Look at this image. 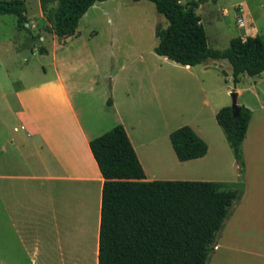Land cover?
Returning a JSON list of instances; mask_svg holds the SVG:
<instances>
[{"label":"crops","instance_id":"crops-1","mask_svg":"<svg viewBox=\"0 0 264 264\" xmlns=\"http://www.w3.org/2000/svg\"><path fill=\"white\" fill-rule=\"evenodd\" d=\"M104 1L94 2L88 9ZM236 4L242 6L245 22L250 13L248 0ZM87 10L78 20V28L81 20L88 22ZM79 35L78 29V35L66 38L62 46H56L54 39L50 49L44 45V54H50L48 76L41 66L42 72L30 80L21 77L22 69L20 77L11 79L0 62V264H47L55 258L61 264L69 256V250L61 247L62 231L66 240L72 235L78 243L79 232L80 239H85L86 226L93 228L97 253L103 179L88 141L112 126L121 124L124 128L145 180H204L198 167L211 149L224 147L215 125L188 124L206 143V152L199 158L178 161L168 133L180 124L158 129L155 123L148 121L143 127V121H137L148 113L149 104L158 112L163 108V102L149 93L143 80L121 79L114 71L112 81L104 85L103 70L95 64V79L73 81L64 52L67 41ZM247 35H255V30L244 28L236 36ZM71 49L76 55L91 57L86 45ZM28 50L30 55L36 54V50ZM210 62L199 64L200 70L222 77L218 71L204 68ZM223 69L230 72L226 61ZM260 74L264 76L261 72L253 77ZM244 76L241 74L238 82ZM234 89L237 97L242 88ZM254 99L255 108L241 104L251 111L241 142L243 174H237L236 180L242 181L243 191L216 238L207 264H264V95L255 94ZM223 101L220 97L211 105L203 99L202 104L214 117ZM12 123L17 126L7 130ZM83 245L85 242H81L82 260ZM76 249L78 254V244ZM95 258L94 254V264Z\"/></svg>","mask_w":264,"mask_h":264},{"label":"trees","instance_id":"trees-1","mask_svg":"<svg viewBox=\"0 0 264 264\" xmlns=\"http://www.w3.org/2000/svg\"><path fill=\"white\" fill-rule=\"evenodd\" d=\"M101 1L56 0L46 15L55 45L62 46L66 38L78 35V20L94 2ZM148 1L165 19L164 26H154L156 55L188 66L225 60L234 84L241 74L264 72V33L233 36L226 47L216 49L206 41L194 11L196 0ZM40 7L44 8L42 0ZM0 14L14 15L16 29H25L23 0H0ZM106 104L111 105L109 98ZM250 114L242 105L235 117L229 106L214 114L239 174L243 171L241 142ZM168 140L178 161L206 152V143L188 125L170 131ZM88 147L103 179L96 264H207L224 222L241 197L242 181L145 180L121 124L90 139Z\"/></svg>","mask_w":264,"mask_h":264},{"label":"rangeland","instance_id":"rangeland-1","mask_svg":"<svg viewBox=\"0 0 264 264\" xmlns=\"http://www.w3.org/2000/svg\"><path fill=\"white\" fill-rule=\"evenodd\" d=\"M42 1L43 9L40 7V0H23L27 17L25 29H16L14 15H0V62L6 66V72L11 79L20 77L21 69L20 74L23 75L21 77L24 80L25 78L30 80L33 75L40 74L41 66L47 76L50 73V54L49 52L47 55L38 53V49H44V45L50 49V43L54 39L51 22L46 15L54 7L56 0ZM178 1L184 3L188 0ZM196 1L198 7L194 11L200 18L207 43L213 48L226 47L229 38L236 36L244 28L254 29L255 34L264 33V9L262 8L264 0H248L250 13L242 25L236 23L238 12L232 7L240 0ZM87 11L88 22L81 20L78 28L79 37L70 38L67 41V50L64 52V59L69 63L67 71L72 80L88 82L89 79H95L92 71L95 64L103 70L101 82L104 85L112 81L111 74L114 71H117L116 76L121 79L143 80L142 83L144 87H148L149 93L155 98L158 97L161 103L163 102V108L158 112L149 104L148 113L137 117V121H143V127H147L144 123L148 121L155 123L158 129L164 125L170 127L176 124L180 126L199 124V122L205 128L215 125L224 147L209 151L207 158L198 167L201 173L199 176L204 180L236 181L237 174L243 173H238L223 133L215 124V119L208 107L202 104V100L208 99L213 105L221 97L224 99L222 106H229V93L235 91L234 88H242L236 97V104L255 108L254 95L258 94L261 97L264 95L263 74H260L259 78L245 75L237 84H234L231 82L229 71L227 75L220 73L222 77L219 78L211 71L202 72L199 65L187 69L183 65L156 55L152 50L156 44L154 26L156 23L164 26L165 19L155 12L153 4L148 0L137 2L105 0L97 8ZM243 13L244 10H241L239 14L244 17ZM81 45L90 48L91 57L86 54L76 55L77 52L71 49ZM27 47L30 50H36V54L30 55ZM151 88L155 89L153 93L150 91ZM225 90L228 91L225 92ZM12 126L17 124L12 123L7 130ZM206 139L208 142L209 139L212 141V138L208 136ZM85 229V239H80L79 232L78 243L72 235L69 237L70 241L66 240V234L62 231L61 247L65 252L66 248L69 250L67 251L69 256L64 257L61 264H94L96 253L92 238L93 228L86 226ZM81 242H85L83 260L81 259ZM47 264H57L56 258Z\"/></svg>","mask_w":264,"mask_h":264},{"label":"water","instance_id":"water-1","mask_svg":"<svg viewBox=\"0 0 264 264\" xmlns=\"http://www.w3.org/2000/svg\"><path fill=\"white\" fill-rule=\"evenodd\" d=\"M225 64V60L221 61H211L210 64L205 65V69H212L215 71H218L222 75H227L226 71L223 69V65ZM230 94V109H231V114L232 117H235L238 113V105L236 104V93L235 91H232L229 93Z\"/></svg>","mask_w":264,"mask_h":264},{"label":"built area","instance_id":"built-area-1","mask_svg":"<svg viewBox=\"0 0 264 264\" xmlns=\"http://www.w3.org/2000/svg\"><path fill=\"white\" fill-rule=\"evenodd\" d=\"M232 7L234 10L238 12V14L236 15V23L238 25H242L244 23L243 15L239 14L242 10L241 6L239 4H236V5H233ZM262 8L264 9V3L262 4Z\"/></svg>","mask_w":264,"mask_h":264}]
</instances>
